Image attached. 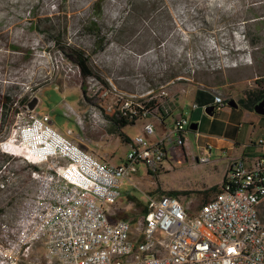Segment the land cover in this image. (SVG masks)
<instances>
[{
	"label": "rangeland",
	"instance_id": "rangeland-1",
	"mask_svg": "<svg viewBox=\"0 0 264 264\" xmlns=\"http://www.w3.org/2000/svg\"><path fill=\"white\" fill-rule=\"evenodd\" d=\"M75 52L84 53L94 72L85 80V96L79 68L67 56ZM175 72L180 76L170 80ZM190 86L212 100L211 89L236 101L263 89L264 0H0V215L34 187L31 166L12 155L10 145L29 115L48 113L58 131L71 139L80 134L120 164L129 141L144 134L146 120L115 129L95 125L90 109H117L119 95H157L163 87L175 95ZM181 94L192 109L194 93ZM7 95L14 102L5 117ZM219 128L225 130L223 124ZM249 129L234 133V139L242 140ZM259 130L264 136V125ZM160 133L156 126L148 139ZM173 143H167L156 174L141 164L139 173L124 180L120 209L140 218L145 193L178 191L181 202L197 212L214 195L233 152L211 142V159L202 162L193 135L186 136L184 153L177 155ZM246 150L242 146L237 156L253 157Z\"/></svg>",
	"mask_w": 264,
	"mask_h": 264
},
{
	"label": "built area",
	"instance_id": "built-area-1",
	"mask_svg": "<svg viewBox=\"0 0 264 264\" xmlns=\"http://www.w3.org/2000/svg\"><path fill=\"white\" fill-rule=\"evenodd\" d=\"M212 93L215 109L228 106L223 93ZM117 100V109L93 108L89 115L100 126H107L113 113L146 120L144 134L129 141L131 149L119 165L58 131L48 113L31 114L16 128L11 154L31 166L34 187L0 215V264H264V136L256 142L259 155L230 160L220 191L197 212L177 196L145 193L146 215L136 222L116 219L124 180L139 173L141 164L156 174L167 143L174 142L179 155L186 136L198 135L186 113L173 116L164 134L148 139L156 133L155 122L174 114L166 88L150 98ZM207 106L193 103L192 109L206 112ZM211 156L207 145L198 160Z\"/></svg>",
	"mask_w": 264,
	"mask_h": 264
},
{
	"label": "crops",
	"instance_id": "crops-1",
	"mask_svg": "<svg viewBox=\"0 0 264 264\" xmlns=\"http://www.w3.org/2000/svg\"><path fill=\"white\" fill-rule=\"evenodd\" d=\"M198 88L199 87L197 86H190L188 88L183 89L182 91H184V93H187V94L191 93V95L194 93V103H198L200 106L212 105L213 104V100L211 99L212 97L208 95L207 93L202 92L201 90H199L200 88L199 89ZM205 89L210 90L209 88H205ZM210 91L212 92L214 90L211 89ZM181 92H177L175 95H173L174 116L175 114L179 115V114L189 113L194 123L198 124V128L199 126L201 127L200 132H198V128L196 129L198 132V135H196L195 133L194 134L189 133V135H193L194 139H196L197 141V150H199L198 154H200V156L204 154L205 147L207 146V144L210 145L211 142H214V144L217 147H223L227 145L229 151L233 152L232 153L233 157H230L231 160L234 158H241L237 156V153H238V150H240L242 146L243 148L245 147L249 148V150H246V152L249 153L248 156H256L261 153V148L258 150L259 146L256 144V142L260 137H262V135H260L261 131L259 130V127L264 125L263 115L257 114L254 111V109H249V108H246L238 104V107L226 106L224 108L215 109L214 114L210 116L211 118H205L203 114L204 113L203 109L201 108L191 109L188 106V103L185 102V99L181 98L182 97ZM36 106L34 108H36ZM170 118H173V117L171 116V117L164 118L162 123L158 121L155 122L158 129L161 130L160 135L164 134L165 130L170 128L171 125L168 124ZM200 120H202L201 124H199ZM209 124H210L211 129H206V126ZM220 124H223V127L225 128L224 131H221L222 129L219 128ZM248 125H251L253 129L252 130L249 129V131L245 134V137L242 140H239V137L234 139L233 134L236 132H238L239 134L242 133L244 128ZM160 135L153 137V139L157 138ZM71 137H72V140L77 142L81 147L93 153L96 157H98L102 161L109 163V164H113V165H119L111 161V159L109 158V155L104 151L103 147H102V151L101 149L100 150L97 149L94 145H92L89 141H87L80 134L79 135L73 134L71 135ZM247 139H248V142H250L249 146L246 143ZM192 148L194 147L192 146ZM183 153H184V149H183ZM244 156L242 155V157ZM152 195H155V194H152ZM179 198L181 200V197ZM143 205L144 207H146V203Z\"/></svg>",
	"mask_w": 264,
	"mask_h": 264
},
{
	"label": "trees",
	"instance_id": "trees-1",
	"mask_svg": "<svg viewBox=\"0 0 264 264\" xmlns=\"http://www.w3.org/2000/svg\"><path fill=\"white\" fill-rule=\"evenodd\" d=\"M154 3L157 4L158 2H153V5H155ZM155 6H153V7H155ZM99 13H100V10H99ZM67 56L70 59H72L76 63L77 67L79 68V71H80V73H81V75L83 77L82 91H83V94L85 96V92H86L85 80L87 78L93 76L94 72H93L92 68L89 66L87 57L84 55V53H79L78 54V53L75 52V53H73L72 56H71V54H68ZM179 76L180 75L175 72L174 74H172L169 77V79L171 80L173 78H178ZM263 97H264L263 90H258V89L257 90H251V91L247 92L246 97H241L239 100H237V103L239 105H242V106L246 107V108L253 109L254 105L259 100H261ZM13 102H14L13 98H11L10 95L5 96V99H4V102H3V107H2V111H4L5 117L8 115V111L10 110V107H11L10 105H12ZM153 105H154V101L149 104V106H153ZM4 108H5V110H4ZM2 114H3V112L2 113L0 112V117H1ZM171 116L173 117L174 114L171 115ZM171 116H164L161 120L163 121L164 118L171 117ZM108 117L110 119V123L109 124L112 125L115 129L121 128V127L126 126L128 124H135L138 120H142L140 118L130 119L129 117H125V116H122V115H117L116 113L115 114L113 113V114L109 115ZM212 191H213V193L215 195L217 192L220 191V185L214 186L212 188ZM162 194H169V195L180 197V193L178 191H169V192H164ZM129 198L131 199V202L135 203V205L136 204L141 205L140 201L138 199H136L135 197H132V196L129 195ZM208 200H206L205 202H207ZM147 213H148L147 207H143L141 217L143 215H146ZM114 217L116 219L117 218L128 219V220H131L132 222H136L138 219L141 218V217L138 218L136 216V213L132 209H128V208L125 209V210L124 209H119L116 212Z\"/></svg>",
	"mask_w": 264,
	"mask_h": 264
},
{
	"label": "water",
	"instance_id": "water-1",
	"mask_svg": "<svg viewBox=\"0 0 264 264\" xmlns=\"http://www.w3.org/2000/svg\"><path fill=\"white\" fill-rule=\"evenodd\" d=\"M227 104L230 107H238V103L235 99H229ZM253 109L257 114L264 116V97L254 105ZM214 112H215V107L213 105H209L206 107L207 115L212 116ZM191 127L192 129L196 130L198 128V124L192 123Z\"/></svg>",
	"mask_w": 264,
	"mask_h": 264
},
{
	"label": "bare ground",
	"instance_id": "bare-ground-1",
	"mask_svg": "<svg viewBox=\"0 0 264 264\" xmlns=\"http://www.w3.org/2000/svg\"><path fill=\"white\" fill-rule=\"evenodd\" d=\"M14 50V49H13ZM29 51V50H28ZM23 52V51H22ZM28 53V52H27ZM163 88H166V87H163ZM152 92H149L148 94H147V96L145 95V97L146 98H150V95H153V94H151ZM143 97V96H142ZM145 97H143V98H145ZM13 151H12V148H11V153H12Z\"/></svg>",
	"mask_w": 264,
	"mask_h": 264
},
{
	"label": "flooded vegetation",
	"instance_id": "flooded-vegetation-1",
	"mask_svg": "<svg viewBox=\"0 0 264 264\" xmlns=\"http://www.w3.org/2000/svg\"><path fill=\"white\" fill-rule=\"evenodd\" d=\"M262 90H263V95H264V86H263V89Z\"/></svg>",
	"mask_w": 264,
	"mask_h": 264
}]
</instances>
